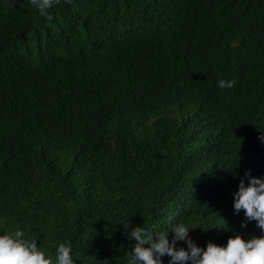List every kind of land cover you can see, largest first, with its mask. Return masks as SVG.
<instances>
[{
	"label": "trees",
	"instance_id": "16d2710c",
	"mask_svg": "<svg viewBox=\"0 0 264 264\" xmlns=\"http://www.w3.org/2000/svg\"><path fill=\"white\" fill-rule=\"evenodd\" d=\"M48 12L0 0V235L54 262L71 241L74 264H128L137 226L171 242L182 222L205 250L264 236L234 209L245 172L264 179V0Z\"/></svg>",
	"mask_w": 264,
	"mask_h": 264
},
{
	"label": "clouds",
	"instance_id": "9594fccd",
	"mask_svg": "<svg viewBox=\"0 0 264 264\" xmlns=\"http://www.w3.org/2000/svg\"><path fill=\"white\" fill-rule=\"evenodd\" d=\"M59 0H30L40 14L49 22L54 17L48 9ZM236 81H218L221 89L232 88ZM260 139L264 141V136ZM249 183L245 186L241 180L239 189L234 193V209L236 214L244 212L247 222L255 221L256 226L264 232V179L251 177V171L245 172ZM190 229L184 223L173 226V239L169 241L167 232L155 234V240L148 235L144 227H135L128 235L130 241H136L134 249L128 253V264H163L164 256L170 257L169 264H264V236L245 240L241 235L230 237L227 246H218L209 242L206 250L200 248L189 237ZM20 230L0 235V264H74L71 257V241L61 243L56 250L55 262L46 258L45 253L37 246L36 240L23 238ZM149 241L150 246H146ZM177 242H185L187 249L177 248ZM102 264H109L107 260Z\"/></svg>",
	"mask_w": 264,
	"mask_h": 264
}]
</instances>
